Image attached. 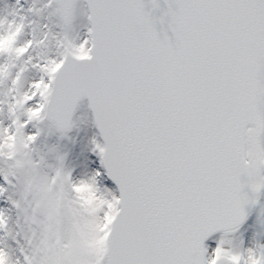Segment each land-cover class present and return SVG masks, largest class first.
<instances>
[{
    "label": "snow or ice",
    "instance_id": "6c2138e0",
    "mask_svg": "<svg viewBox=\"0 0 264 264\" xmlns=\"http://www.w3.org/2000/svg\"><path fill=\"white\" fill-rule=\"evenodd\" d=\"M0 264H264V0H0Z\"/></svg>",
    "mask_w": 264,
    "mask_h": 264
},
{
    "label": "rangeland",
    "instance_id": "374dc122",
    "mask_svg": "<svg viewBox=\"0 0 264 264\" xmlns=\"http://www.w3.org/2000/svg\"><path fill=\"white\" fill-rule=\"evenodd\" d=\"M94 132H95L94 128H88L85 131H82L79 136V141H80L79 147H84L87 144L88 139L93 135ZM85 155H88V154L85 153ZM90 158L93 160L95 159V157H90ZM82 160H83V157H81L80 161H77V162H81Z\"/></svg>",
    "mask_w": 264,
    "mask_h": 264
},
{
    "label": "water",
    "instance_id": "95a60500",
    "mask_svg": "<svg viewBox=\"0 0 264 264\" xmlns=\"http://www.w3.org/2000/svg\"><path fill=\"white\" fill-rule=\"evenodd\" d=\"M161 6L163 7V0H161ZM157 15H159V13H157Z\"/></svg>",
    "mask_w": 264,
    "mask_h": 264
}]
</instances>
